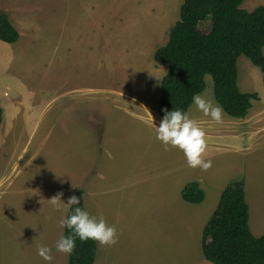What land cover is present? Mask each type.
Segmentation results:
<instances>
[{
    "label": "rangeland",
    "instance_id": "1",
    "mask_svg": "<svg viewBox=\"0 0 264 264\" xmlns=\"http://www.w3.org/2000/svg\"><path fill=\"white\" fill-rule=\"evenodd\" d=\"M181 1L0 0V10L31 33L18 31L14 43L0 41V194L28 204L21 193L34 194L42 182L49 188L32 199L30 212L11 200L0 201V262L62 264L64 254L66 264L67 254L52 249V259L45 261L37 255V246L54 247L61 235L58 221L66 213L47 199L61 193L67 201L74 189L91 214L102 213L117 230L114 245L96 242L92 264H213L202 255L201 233L217 204L219 188L210 174H204L199 184L209 189L203 188V201H183L180 190L192 168L180 150H165L139 121L161 119L157 104L167 67L155 64L153 53L165 44ZM257 5H264V0H243L241 7L251 10ZM209 26L206 20L199 29L208 31ZM56 44H71L66 45L62 66L57 53L52 55ZM237 72L239 90L258 96L251 100L246 117L222 112V123L217 124L193 104L187 109L205 132L204 156L232 153L237 158L230 154L231 163L222 164L223 173H229L221 181L229 179L242 160L236 147L242 151L264 142L261 71L240 55ZM74 86L76 90L62 93ZM199 94L217 104L209 75ZM83 99L95 113L88 123L103 131L94 132L75 120L74 103ZM208 161L216 174L217 159ZM12 185L17 186L10 191Z\"/></svg>",
    "mask_w": 264,
    "mask_h": 264
},
{
    "label": "trees",
    "instance_id": "2",
    "mask_svg": "<svg viewBox=\"0 0 264 264\" xmlns=\"http://www.w3.org/2000/svg\"><path fill=\"white\" fill-rule=\"evenodd\" d=\"M243 0H182L178 19L170 27L164 45L156 48L153 61L167 69L160 81L157 112L180 108L187 111L193 94L205 87V76L212 81L213 98L223 112L244 118L257 99L256 92H241L237 86V58L245 56L261 71L264 89V5L251 10L241 7ZM208 20V31L199 24ZM19 33L9 14L0 10V41L14 43ZM2 109L0 108V123ZM80 207L85 208L81 193ZM188 203H200L205 193L196 181L181 188ZM70 211V210H68ZM67 211V214H68ZM64 235L68 230L64 229ZM201 252L213 264H264V234L255 236L249 228V209L242 178L229 182L201 233ZM96 253L93 240L75 242L67 264H92Z\"/></svg>",
    "mask_w": 264,
    "mask_h": 264
},
{
    "label": "clouds",
    "instance_id": "3",
    "mask_svg": "<svg viewBox=\"0 0 264 264\" xmlns=\"http://www.w3.org/2000/svg\"><path fill=\"white\" fill-rule=\"evenodd\" d=\"M191 102L205 117H209L217 124L222 123L223 109L218 104H214L211 99H206L200 94H193ZM162 111L164 114L158 124L154 123L153 131L155 138L165 150L169 147L180 150L190 168L199 167L201 170H206L210 167L211 161H205L202 158L206 149V135L199 124L190 118L187 111L180 108ZM61 195L57 193L47 199L49 204L57 210H70L58 221L61 235L54 244L56 251L71 254L77 238L80 241L93 240L100 246H112L117 243V230L115 226L106 222L102 213L93 215L86 208L80 207V197L73 195L65 202L61 199ZM64 229L68 230L67 235H64ZM37 255L45 261L52 259L47 245H38Z\"/></svg>",
    "mask_w": 264,
    "mask_h": 264
},
{
    "label": "crops",
    "instance_id": "4",
    "mask_svg": "<svg viewBox=\"0 0 264 264\" xmlns=\"http://www.w3.org/2000/svg\"><path fill=\"white\" fill-rule=\"evenodd\" d=\"M79 1H81V0H79ZM41 13H42V11H41ZM10 19L13 20V18H11V16H10ZM13 21H15V20H13ZM15 24H17L19 26V27H17L14 25V27H16V29H17V31H19V33L22 32V33H24V35H28V34L31 35L30 31L27 33L25 32V31H27V28H24L25 29L24 30L21 27V26L27 27L24 23H21L20 21H18V22L15 21ZM28 29L31 30V27L28 26ZM24 35H20V36H24ZM56 45H58V48L52 52V55L57 53V60L59 62H61V66H62L63 59H64V53L66 51V45H71V44H66L63 47L60 46L59 44H56ZM64 86H66V84H64ZM73 90H76V86L70 87V88H65L62 93L68 94L70 91H73ZM87 102L88 101H84V99H83L82 101L77 100L74 103V105L77 108V109L75 108V120H82L83 123L85 125H87L88 127H90L94 132H99L100 130L103 131L104 127H101L99 129V127L97 125L92 126L91 124L88 123V120L94 119L95 113L91 114V105L87 104ZM0 107L3 110V107L1 105H0ZM72 107H74V106L72 105L70 108H72ZM95 116L97 117V115H95ZM197 117L194 119L197 120ZM237 119H242V118H237ZM159 120H160L159 118H155V119L143 118V120L141 119L139 121L143 127H147L149 129H151L150 132L153 134L154 133L153 129L155 127L154 123L158 124ZM82 121H80V122L82 123ZM150 125H151V127H150ZM2 129H3V127L0 128V135H1ZM235 149H236L235 151H238L240 153L242 160L240 162H238L237 167L235 168V171L231 170L233 175L229 179L228 178L224 179L223 180L224 182H223L220 180V177L223 175L225 176V178L227 177L229 170H227V171H225V173H223L222 164L228 166L231 163V161L233 159H231L230 154H232V153H229V154L215 153L214 156H209V155L204 156L202 154L203 155L202 158L204 159V157H205V159H207L205 161H208V158L209 159H214V158L217 159L216 162H218V164L214 168V169H217L216 174H214L213 171L210 170V168L214 166L211 164H210V167H208L206 170H201L199 167L192 168L193 170L190 169V170L186 171V173H185V177L187 180L186 182L196 181L198 183V185H200L199 187L203 190V188H205L206 186L201 187V184H199V182L203 180L201 178L206 179L207 176L204 174H210L213 179L211 180L209 178L208 180H211V183L214 186H216V188H219V190L217 189V194L220 195V193L223 190L225 185H227L231 181L242 178L244 181L245 200L247 202L248 209H249V228H250V231L252 232L253 235L259 236V235L264 234V142L260 146H258L257 144L252 145V147L249 148L250 150L246 149V150L241 151V149H238V147H236ZM219 150H221V149H219ZM221 152H226V150L223 149V150H221ZM232 156L237 161V158L233 154H232ZM244 156H245V160L243 159ZM222 158H223L224 162H223ZM212 164H214V163H212ZM186 166H187V163H186ZM201 171H205V172L203 174H201L200 173ZM174 172H177V171L175 170ZM210 175H208V177H210ZM215 177H218V178H215ZM42 183L44 185L42 187H40L39 191L36 190L37 187H34V189H33L34 194L32 193V191L29 192V190L25 191V193H21V194L27 195L25 201H27L28 204H26V202L23 203L22 200H21V203L18 204L17 198L12 199L11 197L10 198L4 197L6 194H4L3 196L0 194V201L3 199L6 203L9 202L8 204H11V201H12L16 207H19L21 209L25 208L28 212H30V208H31L30 202L32 203V199L33 198L35 199V197L40 198L41 196H44L45 191L47 189H49L47 182H42ZM16 186L17 185H15V186L12 185L10 187L11 188L10 191L14 190L16 188ZM17 188L21 189V187H17ZM72 188H74V187H72ZM205 189L208 190L209 187H207ZM72 192L70 195H68L67 199L70 196H73V194L75 192L74 189L72 190ZM39 198H38V200H39ZM218 198H219V196H218ZM6 199H8V200H6ZM38 200H35V201H38ZM64 201L67 202L66 199ZM180 204H182V203H180ZM182 205L188 207L186 203H184ZM213 209H212V211H213ZM39 210L43 211L42 208H40ZM31 211H32V209H31ZM65 211H66V213H65ZM67 211L68 210L63 209V213H65V215H67ZM207 214H209V213H207ZM63 232H64V230H63ZM158 233H160V232L157 231V246L160 247V246H162L163 242L160 238L161 235H158ZM52 249H55V247H52L50 249V252ZM35 257H36V255H35ZM35 260L36 259H34L32 262H35ZM61 260H62V264H64V262H65V255L64 254L61 257ZM67 262H68V254H67L66 264H67ZM0 264H7V263L0 262Z\"/></svg>",
    "mask_w": 264,
    "mask_h": 264
}]
</instances>
